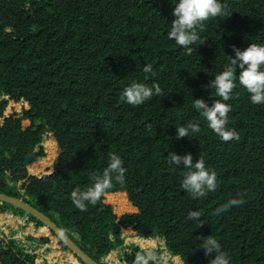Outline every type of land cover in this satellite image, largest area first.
<instances>
[{
	"label": "trees",
	"instance_id": "obj_1",
	"mask_svg": "<svg viewBox=\"0 0 264 264\" xmlns=\"http://www.w3.org/2000/svg\"><path fill=\"white\" fill-rule=\"evenodd\" d=\"M176 2L0 0V193L43 212L101 264L117 248L124 264H134L156 237L176 264H208L213 257L197 248L199 236L208 235L229 253L230 264H264V104H252L237 80L226 103L228 127L240 139L224 142L193 101L211 106L220 99L207 85L228 66L233 46L264 44V0H220L228 16L204 23L191 54L168 36ZM147 64L151 73L142 70ZM132 82L158 83L163 96L128 104L121 94ZM189 122L200 132L177 139L176 128ZM47 131L58 148L51 171L55 142L37 162ZM169 152L190 153L193 162L202 156L217 173V189L193 198L181 187L188 169L169 164ZM110 153L122 159L125 182L113 180L105 199L116 213L128 201L136 211L117 216L104 195L81 211L71 194L92 186ZM240 197L245 203L217 213ZM193 210L202 226L188 219ZM4 211L25 216L39 243L53 235L35 217L0 202ZM123 227L146 239L137 242L141 249L124 244ZM39 263L18 240L0 237V264Z\"/></svg>",
	"mask_w": 264,
	"mask_h": 264
},
{
	"label": "clouds",
	"instance_id": "obj_2",
	"mask_svg": "<svg viewBox=\"0 0 264 264\" xmlns=\"http://www.w3.org/2000/svg\"><path fill=\"white\" fill-rule=\"evenodd\" d=\"M172 16L174 19L171 21V30L168 36L170 39H174L179 46L185 48L187 54H191L194 49L190 45L200 39L198 30L203 31L204 23L211 18L227 17L228 14L226 6L220 0H177ZM232 51L234 56H228V66L207 85L208 88L215 89L216 95L220 99L213 101L211 106L203 99L193 100L195 109L207 121L208 127L224 142L240 139L238 132L228 127V113L231 111V105L226 103L233 97L237 80L239 85L250 94L252 104H264V44L251 43L243 50L233 46ZM142 70L144 73H151L153 67L151 64H147L143 66ZM154 96H163V91L158 83L148 86L144 83L132 82L123 90L121 99L128 104L137 106ZM200 130L198 123L189 122L186 126L176 128L175 135L179 139L188 137L190 132L199 133ZM166 157L169 164L178 167L183 165L185 169H188L181 187L193 198L204 197L208 192L217 189V173L206 167L202 156H199L195 162H193L190 153L178 155L169 152ZM125 172L122 159L118 155L110 153L107 168L102 175H97L94 178L92 186L84 191L79 188L73 190L71 196L74 205L81 211H86L87 204L85 202L95 205L113 186V180L121 184L125 182ZM243 203L245 200L242 197L233 198L216 211L218 214L223 213L229 208L238 207ZM200 217L199 211L193 210L188 213L189 220L199 222L202 226ZM199 237L202 243L197 248L202 249L205 256L213 257L208 261V264H230L229 253L222 250L215 237L212 235ZM136 246L138 245L136 244ZM155 260V251L146 247L136 255L134 264H150Z\"/></svg>",
	"mask_w": 264,
	"mask_h": 264
},
{
	"label": "rangeland",
	"instance_id": "obj_3",
	"mask_svg": "<svg viewBox=\"0 0 264 264\" xmlns=\"http://www.w3.org/2000/svg\"><path fill=\"white\" fill-rule=\"evenodd\" d=\"M48 142H55V145H54V159L53 161L51 162V164L47 167L48 169H50L51 171V166L54 164V162L56 161V158H57V155H58V148H57V144H56V141L53 137V134L51 132H44L43 135H42V140L40 142V148L38 149H41L44 153L43 156L41 157H38V160L37 162H39L40 160L42 159H45L47 157V143ZM125 193V192H124ZM125 196H126V193H125ZM126 199H127V196H126ZM128 201V199H127ZM109 203V202H108ZM129 205H128V208H126L124 211L120 212V213H116L115 210H114V206L109 203L111 206H112V210L113 212L117 215V216H120L121 214L123 213H130V212H135L136 211V207H134L129 201H128ZM128 230L127 231H124L123 228H121V237L123 239V242L124 244H127V245H130V244H133V245H136L137 244V241L136 243L134 241H132L131 239L136 236L135 232H133L131 229L127 228ZM49 238H51L53 240V242L55 244H57V250L61 253V255L59 254V258H61V263L62 264H77V259L74 257V255L71 253V251L67 248V249H63L62 246L60 245V243L57 242V239L55 238L54 235H50ZM130 238V239H129ZM28 240H34V239H28ZM24 241V243H21L20 244L22 245V247L25 249V250H32L34 251L35 247L32 243V241ZM36 240V239H35ZM38 242V241H37ZM140 243H143L142 241V238L140 237V240H139ZM155 246L154 245H149L147 246V248H150L153 249L155 251V254H156V259H163L165 262H170L169 258H168V255H167V251L164 247V242L163 240L161 239H155ZM145 243V241H144ZM146 245V244H145ZM68 254L71 256H73L72 259H68ZM171 259V258H170ZM161 260V261H163ZM172 260V259H171ZM71 261V262H70ZM106 264H123L122 260H121V251L119 248H117L116 250H114L113 252H111L110 254H108L104 260H103ZM60 261H58L59 263ZM160 262V261H159ZM56 263V264H58Z\"/></svg>",
	"mask_w": 264,
	"mask_h": 264
},
{
	"label": "crops",
	"instance_id": "obj_4",
	"mask_svg": "<svg viewBox=\"0 0 264 264\" xmlns=\"http://www.w3.org/2000/svg\"><path fill=\"white\" fill-rule=\"evenodd\" d=\"M106 194L107 193L104 194V201L108 203V200L105 199ZM0 237L6 239L13 238L25 242L30 238L34 239L28 241L34 242L33 245L36 255L41 259V263L39 264H56L58 261H60L58 264H62L61 258H59V254L61 255V253L56 249L57 244H55L51 238H49L47 243L37 242L35 240L37 237V229L25 216L16 215L8 211L0 212ZM131 240L136 243V241L139 242L140 237H133Z\"/></svg>",
	"mask_w": 264,
	"mask_h": 264
},
{
	"label": "water",
	"instance_id": "obj_5",
	"mask_svg": "<svg viewBox=\"0 0 264 264\" xmlns=\"http://www.w3.org/2000/svg\"><path fill=\"white\" fill-rule=\"evenodd\" d=\"M53 134V133H52ZM0 202L10 204L26 214H29L47 226L57 239V242L67 247L76 259L81 260L84 264H101L96 262L88 254H86L72 239H70L48 216L43 212L23 201L21 198H16L5 193H0ZM124 231L128 230L123 227ZM130 229V228H129Z\"/></svg>",
	"mask_w": 264,
	"mask_h": 264
},
{
	"label": "built area",
	"instance_id": "obj_6",
	"mask_svg": "<svg viewBox=\"0 0 264 264\" xmlns=\"http://www.w3.org/2000/svg\"><path fill=\"white\" fill-rule=\"evenodd\" d=\"M155 239H160V238H154V241H155ZM162 240V239H161ZM19 242H21V243H24V241L23 240H20ZM163 242H164V240H163ZM23 245V244H22ZM164 247H165V243H164ZM140 248V247H139ZM141 249V248H140ZM150 249H151V247H150ZM165 249H166V247H165ZM142 250V249H141ZM25 251H27V252H30V253H35L36 254V251L34 250V251H30V250H25ZM166 251H167V255H168V258H169V260L170 261H172L174 264H176L175 262H174V260H173V257L171 256V254H170V252L166 249ZM172 260H171V259ZM161 260H163V259H156L155 261H153L155 264H166V263H168L167 261L165 262L164 260L163 261H161ZM160 261V262H159Z\"/></svg>",
	"mask_w": 264,
	"mask_h": 264
},
{
	"label": "bare ground",
	"instance_id": "obj_7",
	"mask_svg": "<svg viewBox=\"0 0 264 264\" xmlns=\"http://www.w3.org/2000/svg\"><path fill=\"white\" fill-rule=\"evenodd\" d=\"M142 241L144 242V241H146V239H145V238H142ZM148 241H149V240H148ZM147 246H149V245L146 244V245H145V248H146Z\"/></svg>",
	"mask_w": 264,
	"mask_h": 264
}]
</instances>
